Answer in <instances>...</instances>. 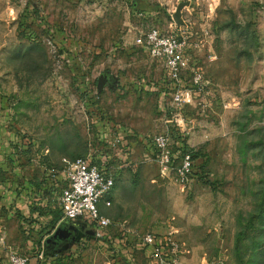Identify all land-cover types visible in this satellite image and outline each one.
Returning <instances> with one entry per match:
<instances>
[{
    "label": "rangeland",
    "instance_id": "374dc122",
    "mask_svg": "<svg viewBox=\"0 0 264 264\" xmlns=\"http://www.w3.org/2000/svg\"><path fill=\"white\" fill-rule=\"evenodd\" d=\"M153 30L182 44L183 129ZM106 71L116 81L99 91ZM176 132L208 182L183 189L153 159L152 138L175 151ZM87 156L115 175L112 222L101 238L72 224L78 235L48 242L65 221L67 161ZM147 233L177 243L183 263L264 264V0H0V264L12 251L153 264Z\"/></svg>",
    "mask_w": 264,
    "mask_h": 264
},
{
    "label": "built area",
    "instance_id": "2783aa9c",
    "mask_svg": "<svg viewBox=\"0 0 264 264\" xmlns=\"http://www.w3.org/2000/svg\"><path fill=\"white\" fill-rule=\"evenodd\" d=\"M141 42V39H139ZM148 42L153 46L158 56L167 60V74L171 79L172 87L176 89L172 94L174 103L173 119L180 129L185 125L181 107L186 103L188 91L181 87V70L185 64L182 53V44L172 36H162L157 30L148 33ZM163 49H162V48ZM162 49V50H158ZM199 80V77H196ZM153 159L165 171L175 170L177 179L183 189L190 183L193 174L191 155L186 152L181 157L178 166H174L175 155L171 147L170 137L167 134H157L152 138ZM67 184L60 196V208L65 221L83 220L94 224V235L103 237L102 230L111 224V219L101 213L99 204L105 201L107 206L111 201L107 199L115 186V175L105 161L99 162L93 158L78 157L67 161ZM143 244L149 252L153 264H190L183 263L177 255L179 245L172 241V251L168 249L166 238L158 237L152 233L143 236ZM10 264H29L28 256L12 251L9 254Z\"/></svg>",
    "mask_w": 264,
    "mask_h": 264
},
{
    "label": "water",
    "instance_id": "95a60500",
    "mask_svg": "<svg viewBox=\"0 0 264 264\" xmlns=\"http://www.w3.org/2000/svg\"><path fill=\"white\" fill-rule=\"evenodd\" d=\"M183 6H184L183 4L179 5L176 12L174 13V19L177 21L178 24L183 22L182 17H181L182 15L181 9ZM115 81H116V77H114L112 73L108 71L103 72L98 78V90L101 91L108 83L112 85L113 83H115ZM72 224H80L83 228L82 232L85 230V228H87L86 223L83 224L77 221H64L57 228L55 233L52 234L47 239V241L50 242V240L55 239L56 243L60 245L62 241H69L72 237H74L75 235H78V233H76V229L71 228ZM82 234H85V232Z\"/></svg>",
    "mask_w": 264,
    "mask_h": 264
},
{
    "label": "trees",
    "instance_id": "16d2710c",
    "mask_svg": "<svg viewBox=\"0 0 264 264\" xmlns=\"http://www.w3.org/2000/svg\"><path fill=\"white\" fill-rule=\"evenodd\" d=\"M174 136L176 137L177 140H179V142H177V148L174 151V155H175L174 159L175 160L179 159L180 157H182L183 154L188 152L191 155V159L193 162L192 171H193L194 176H196L197 178L204 179L206 182H208V180L205 179V174L203 173L204 167H205L204 162L201 163L198 167H196V161H198L201 157H203L202 153L189 148L185 144V142H183L184 137L182 134H179L178 132H176V134Z\"/></svg>",
    "mask_w": 264,
    "mask_h": 264
},
{
    "label": "crops",
    "instance_id": "0c3cea01",
    "mask_svg": "<svg viewBox=\"0 0 264 264\" xmlns=\"http://www.w3.org/2000/svg\"><path fill=\"white\" fill-rule=\"evenodd\" d=\"M107 199L110 200V201H111V204H112V200H111V198H110V195L107 197ZM109 206H110V205H109ZM103 207H107V205L105 204V201H101L100 204H99V208H100L101 213L103 212V209H102ZM103 215H104V214H103ZM75 221L80 222V223H83V224L86 223V222H84L83 220H75ZM86 224H87V229H88V230H92V234H93V236L96 237V236L94 235V231H95V229H96V228H95V225H91L90 223H86ZM102 232H103V236H104V234H106V233H105V230L103 229ZM83 236H87V235H84V234H83ZM9 264H10V263H9Z\"/></svg>",
    "mask_w": 264,
    "mask_h": 264
}]
</instances>
